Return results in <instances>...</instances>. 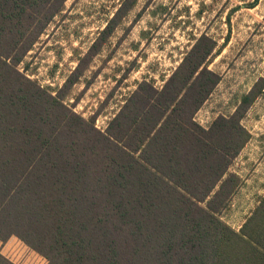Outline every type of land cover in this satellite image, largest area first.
<instances>
[{"label":"trees","instance_id":"16d2710c","mask_svg":"<svg viewBox=\"0 0 264 264\" xmlns=\"http://www.w3.org/2000/svg\"><path fill=\"white\" fill-rule=\"evenodd\" d=\"M65 2L0 0V241L15 236L46 264H264V196L238 231L221 217L242 184L229 170L249 139L241 119L262 88L200 126L194 114L219 81L203 33L161 87L141 81L101 131L97 112L65 102L80 63L52 91L19 68ZM0 264L15 263L0 253Z\"/></svg>","mask_w":264,"mask_h":264},{"label":"rangeland","instance_id":"374dc122","mask_svg":"<svg viewBox=\"0 0 264 264\" xmlns=\"http://www.w3.org/2000/svg\"><path fill=\"white\" fill-rule=\"evenodd\" d=\"M136 0L101 50L83 58L106 21L128 0H66L19 68L52 90L63 86L80 63L83 74L65 102L104 131L124 99L143 81L161 87L195 38L205 33L216 42L206 62L219 76L210 96L194 114L202 127L228 116L255 84L260 94L241 124L249 139L230 171L242 182L222 219L238 231L264 196V0ZM80 61V62H79ZM0 253L15 264H46V259L17 237L0 241Z\"/></svg>","mask_w":264,"mask_h":264}]
</instances>
